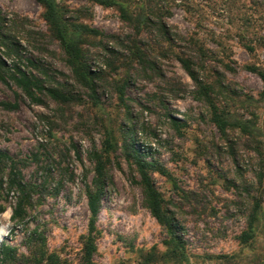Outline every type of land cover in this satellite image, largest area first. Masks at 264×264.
Segmentation results:
<instances>
[{
	"label": "rangeland",
	"instance_id": "rangeland-1",
	"mask_svg": "<svg viewBox=\"0 0 264 264\" xmlns=\"http://www.w3.org/2000/svg\"><path fill=\"white\" fill-rule=\"evenodd\" d=\"M60 1L71 18L105 33L84 38L90 65L101 76L95 98L76 80L44 6L0 0L19 46L9 63L73 96L58 102L40 92L35 99L13 80H0V151L8 155L0 159V242L18 252L7 264H28L42 245L59 254L61 264H82L94 153L110 136L95 261L140 264L142 251L165 250L166 229L151 213L127 151L133 144L172 174L151 171L165 207L183 226L189 264H264V80L251 69L264 70V0H155L145 7L152 27L140 35L116 6ZM202 44L208 52H197ZM136 46L145 51L143 59ZM179 56L191 57L198 76L213 83L218 105L232 120L226 135ZM235 119L254 121L258 131L241 130ZM256 198L262 201L257 236L245 245L239 238ZM21 199L24 211L16 215Z\"/></svg>",
	"mask_w": 264,
	"mask_h": 264
},
{
	"label": "trees",
	"instance_id": "trees-1",
	"mask_svg": "<svg viewBox=\"0 0 264 264\" xmlns=\"http://www.w3.org/2000/svg\"><path fill=\"white\" fill-rule=\"evenodd\" d=\"M45 8V17L49 24L50 30L67 56V61L72 68L76 80L88 88L93 98L97 97V81L101 78L99 71L94 70L89 62V50L85 45L84 38L86 36H104L105 33L97 28H93L86 23L74 20L68 15V8L60 0H37ZM104 6H116L121 12L122 17L133 23L136 33L140 35L145 29L152 27L153 20L147 14L145 7H150L155 0H137L138 13L130 10L131 0H92ZM8 17L0 10V80H13L26 94L30 97L39 99L38 93L46 92L49 96L58 102H68L73 99L71 94L65 93L63 89L47 86L43 79L33 73L22 68L18 63H9L8 56L13 52H18L19 46L14 40L12 34L7 30ZM159 31L164 38L171 42V36L164 23H159ZM250 51L254 49L252 45L246 46ZM5 48L6 52H3ZM4 50V51H5ZM134 52L139 58L145 57V51L136 46ZM208 52L204 44L199 46L197 51ZM180 61L186 71L200 87L201 93L208 102L213 121L223 134H227L228 127L232 123L231 117L224 109L218 105L214 97V85L201 79L193 64L191 57L179 56ZM28 63L35 66L32 59H27ZM251 69L257 72L264 80V70L258 66H251ZM123 94L121 90V95ZM8 107H16L17 104L5 102ZM236 127L248 133H255L258 127L254 121L235 119ZM178 126L177 123H175ZM105 149L102 152H95L96 160V176L94 179V187H87L88 206L90 210V218L88 222V233L84 236L82 264H100L95 261L94 256L97 251V234H98V214L101 207V199L105 184V169L109 161V152L113 149V140L110 137L106 139ZM127 151H131L129 155L134 157L137 170L141 176V182L146 193V200L151 213L166 229V238L164 240L165 250L160 251L157 246L151 247L148 251L141 252L140 264H189L190 254L187 241L183 234V226L178 218L170 214L165 207L162 193L157 189L151 171H158L162 175L172 179L171 172L157 161H149L143 158L140 151L133 145L127 146ZM105 153V154H104ZM8 158L6 153L0 151V159ZM14 172V170H13ZM17 175V174H16ZM17 180V178L15 179ZM19 185L24 190L25 184L19 180ZM25 200L21 199L15 210L16 215H22L24 211ZM262 208L261 199L256 198L251 214H249L247 227L240 234V242L249 244L257 236V223L260 220V210ZM233 255H218L217 257H236ZM18 260V252L15 247L0 242V264H7L11 261ZM28 264H61L62 259L56 252H47L44 245L34 251L33 256L27 258ZM113 264H125L123 261Z\"/></svg>",
	"mask_w": 264,
	"mask_h": 264
}]
</instances>
